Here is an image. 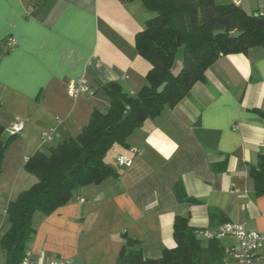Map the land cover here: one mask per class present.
Returning a JSON list of instances; mask_svg holds the SVG:
<instances>
[{
    "label": "crops",
    "instance_id": "1",
    "mask_svg": "<svg viewBox=\"0 0 264 264\" xmlns=\"http://www.w3.org/2000/svg\"><path fill=\"white\" fill-rule=\"evenodd\" d=\"M217 3L264 15V0ZM153 15L141 1L0 0L3 139L11 138L15 121L24 123L3 159L0 239L10 228L9 203L37 182L26 169L28 159L77 137L95 110L107 112L108 83L119 82L130 95L147 84L152 66L135 39ZM180 67L177 62L174 72ZM82 76L90 90L74 98L68 87ZM262 113L264 46L221 57L188 98L136 128L128 147L108 153L117 177L78 188L50 214H34L28 253L71 264H117L131 238L145 258L157 259L177 246V216L188 218L206 244L200 232L226 222L264 233V195L255 193L250 176L264 153ZM44 131L52 132L51 140L43 141ZM120 158L130 164L121 165ZM224 238L219 241L227 248Z\"/></svg>",
    "mask_w": 264,
    "mask_h": 264
},
{
    "label": "trees",
    "instance_id": "2",
    "mask_svg": "<svg viewBox=\"0 0 264 264\" xmlns=\"http://www.w3.org/2000/svg\"><path fill=\"white\" fill-rule=\"evenodd\" d=\"M141 1L154 15L136 35L138 53L151 64L147 84L136 95L127 93L119 82L105 86L110 98L107 112L95 110L89 123L74 138L39 151L30 157L26 169L37 182L22 191L7 208L9 230L1 237L0 247L6 264H21L35 228V213L50 214L67 204L78 188L101 184L119 175L107 155L115 147H128L130 134L147 120L158 117L169 106L176 107L191 95L207 70L221 57L248 54L253 47L264 46V15L247 13L242 7L217 0H122ZM217 31L225 34L215 35ZM235 32H243L237 38ZM181 67L174 72V66ZM167 82L162 93L158 88ZM129 114L127 120L119 124ZM263 117H264V113ZM0 125V174L5 152L16 135L4 140ZM76 169L69 174V171ZM250 176L255 193L264 195V153ZM189 201L184 194L180 196ZM214 216L216 211L210 210ZM221 214V213H220ZM176 248L161 258H145L140 243L127 238L117 264H226L225 248L219 240L207 244L198 237L188 218L177 216L174 222Z\"/></svg>",
    "mask_w": 264,
    "mask_h": 264
},
{
    "label": "built area",
    "instance_id": "3",
    "mask_svg": "<svg viewBox=\"0 0 264 264\" xmlns=\"http://www.w3.org/2000/svg\"><path fill=\"white\" fill-rule=\"evenodd\" d=\"M15 40H10V46L14 47ZM89 82L86 76L78 78L72 82L68 87V94L77 98L89 92ZM24 123L15 121L11 127L12 135H17L23 130ZM44 142L52 139V132L44 131L42 133ZM119 163L130 164L124 158L119 159ZM200 235L206 240H219L221 238L230 236L235 243L225 248V255L228 262L226 264H264V233L257 231H250L245 229L242 225L234 222H226L215 229H208L201 231ZM21 264H71L67 260H46L45 255H41L34 259L28 253Z\"/></svg>",
    "mask_w": 264,
    "mask_h": 264
},
{
    "label": "water",
    "instance_id": "4",
    "mask_svg": "<svg viewBox=\"0 0 264 264\" xmlns=\"http://www.w3.org/2000/svg\"><path fill=\"white\" fill-rule=\"evenodd\" d=\"M214 34H215V35H220V34H225V32H224V31H217V32H215ZM242 34H243V32H235V33L232 34V36H233L234 38H237V37L241 36ZM166 86H167V82L163 83V84L158 88V92H159V93H162V92L164 91V89H165ZM128 117H129V114H126L125 117L121 120V122H120L119 124L124 123V122L127 120ZM75 169H76V167H73V168L69 171V174H71Z\"/></svg>",
    "mask_w": 264,
    "mask_h": 264
},
{
    "label": "rangeland",
    "instance_id": "5",
    "mask_svg": "<svg viewBox=\"0 0 264 264\" xmlns=\"http://www.w3.org/2000/svg\"><path fill=\"white\" fill-rule=\"evenodd\" d=\"M58 143H51L49 145L51 146H56ZM225 242V246L229 247V246H232L234 244V241L232 240V238L230 237H226L224 238L223 240ZM2 264H6L5 260H2Z\"/></svg>",
    "mask_w": 264,
    "mask_h": 264
}]
</instances>
